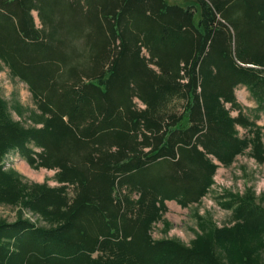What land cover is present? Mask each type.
Segmentation results:
<instances>
[{
	"label": "trees",
	"instance_id": "1",
	"mask_svg": "<svg viewBox=\"0 0 264 264\" xmlns=\"http://www.w3.org/2000/svg\"><path fill=\"white\" fill-rule=\"evenodd\" d=\"M174 1L0 0V62L35 104L0 95V204L46 223L0 218V264H264L253 188L219 195L229 225L196 211L190 243L152 236L219 166L264 163V127L235 93L264 113V0ZM12 152L58 185L5 168Z\"/></svg>",
	"mask_w": 264,
	"mask_h": 264
},
{
	"label": "rangeland",
	"instance_id": "2",
	"mask_svg": "<svg viewBox=\"0 0 264 264\" xmlns=\"http://www.w3.org/2000/svg\"><path fill=\"white\" fill-rule=\"evenodd\" d=\"M169 1L173 2L174 0ZM174 2L182 5L189 4V2L185 1ZM35 16L37 17L36 13ZM235 93L243 113L251 119H256L257 123L264 127V113L258 110L257 103L249 90L245 86L240 85L236 88ZM0 95L10 103L18 101L26 108L35 109L27 84L13 77L2 62H0ZM230 106V104L227 105L228 108ZM231 112L234 116L238 114L237 109L231 108ZM14 117L22 120L27 126L32 125L31 121L21 118L15 113ZM238 129L240 135L248 134L247 129L240 126ZM5 168L15 169L21 174L23 180L28 183L47 182L52 186L58 185L54 180L55 170L47 168L35 169L17 152H12L8 155ZM214 178V185L199 203H192L188 207H182L175 200H168L166 203L169 210L164 214L163 220L154 224L152 229L153 238H178L185 243H190L198 231L196 211L201 214L210 212L218 225L231 224V211L220 206L219 195L226 191L243 193L247 188H253L258 196L264 195V163H258L248 152L239 155L230 166H219ZM20 213L23 214L24 218L30 219L38 225H46L44 220H41L37 214L27 209H22L21 206L0 204L1 219L13 222Z\"/></svg>",
	"mask_w": 264,
	"mask_h": 264
}]
</instances>
